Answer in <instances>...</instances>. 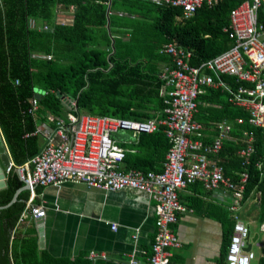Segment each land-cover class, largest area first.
Segmentation results:
<instances>
[{"label": "trees", "instance_id": "obj_1", "mask_svg": "<svg viewBox=\"0 0 264 264\" xmlns=\"http://www.w3.org/2000/svg\"><path fill=\"white\" fill-rule=\"evenodd\" d=\"M243 1L219 0L181 19L180 8L163 1L0 0V133L14 166L28 163L44 147L45 139L32 133L37 122H47L48 113L139 122L163 119L168 87L160 74L171 59L159 49L165 44L182 47L190 53L188 63L193 67L223 53L233 41L222 29L228 26L229 12ZM58 11L70 14L71 26L55 24ZM259 18L264 24V6ZM212 77L232 90L239 86L232 77ZM36 93L41 95L39 107L31 114L29 100ZM227 98L224 90L202 89L193 119L201 134L215 130L223 120L232 125L236 142L225 143L217 164L225 176L236 180L240 179L237 174L247 173L245 198L257 189L263 204L264 180L255 165L264 153V129L250 126L249 114L229 105ZM68 99L75 108L69 107ZM163 130L159 127L129 145L120 144L125 150L123 168L161 172L169 147ZM245 135L255 139L247 168L237 156L245 148ZM23 186L13 168L0 189V207L8 205ZM40 190L36 188V194ZM29 197V191H20L15 202L0 209V264H67L38 249L32 220L27 228H19ZM233 228L226 230V244Z\"/></svg>", "mask_w": 264, "mask_h": 264}, {"label": "built area", "instance_id": "obj_2", "mask_svg": "<svg viewBox=\"0 0 264 264\" xmlns=\"http://www.w3.org/2000/svg\"><path fill=\"white\" fill-rule=\"evenodd\" d=\"M146 1H163L179 7L181 19H188L201 6L210 7L219 0ZM262 6L264 0H244L232 8L228 14V26L222 32L233 41V46L196 67L189 65L190 53L180 46L165 44L159 49L161 55L171 59L170 65L164 67L160 74V79L168 87L163 119L139 122L81 113L65 116L48 113L47 124L36 127L32 133L45 139L40 153L18 167L10 160L5 168L6 174L16 168L19 179L30 193L29 203L36 197V188L66 183L83 185L104 193L131 189L148 195L155 203L151 255L144 263L131 256L127 264H170V250L181 247L172 230L179 214L185 211L178 200V192L196 182L210 192L223 188L232 193L233 201L228 210L234 213L236 220L224 264H251L254 254L244 251L250 240V230L239 215L249 176L241 173L240 179L235 181L224 175L222 166L209 161L208 156H217L221 152L229 127L217 125V137L210 145H205L200 140L201 127L193 116L202 89L219 88L228 93L229 103L250 112L252 127L264 129V24L260 23L259 18ZM57 22L62 27L72 24L67 20ZM43 31L49 32V29L44 27ZM211 74L217 79L220 76L232 77L244 85L232 90L221 80L214 81ZM68 105L75 108V102L69 99ZM38 107V100L32 98L27 111L34 114ZM159 127L164 128L163 134L169 145L162 171L144 173L134 169L125 170V150L112 136L125 132L130 134L129 141L134 142L141 135L156 133ZM253 144L254 138L249 137L248 147L238 154L244 168L251 164ZM255 167L264 180V153ZM28 215L35 220L43 218L45 211L42 206H29L19 223ZM261 226L264 230V223ZM110 229L116 230V226L111 225ZM96 259L103 260L104 257L89 254L88 260Z\"/></svg>", "mask_w": 264, "mask_h": 264}, {"label": "crops", "instance_id": "obj_3", "mask_svg": "<svg viewBox=\"0 0 264 264\" xmlns=\"http://www.w3.org/2000/svg\"><path fill=\"white\" fill-rule=\"evenodd\" d=\"M57 13L56 25L58 20L72 21L69 13L63 11ZM239 85L244 84L239 83ZM228 98L227 103L246 111L250 120V112L229 103ZM66 103L68 104V101ZM45 124L47 122H37V127L42 125L44 127ZM219 124L229 127L227 139L222 144L223 150L225 143L236 141L233 137L232 125L225 120L218 122L217 125ZM213 131L207 129L201 134V142L203 139L208 140L207 143L202 142L203 144L210 145L214 141L217 132L216 129ZM112 138L119 144L132 143L129 141L130 134L125 132L114 134ZM248 139L249 137L245 135L244 149L248 147ZM220 153L207 158L217 163L220 161ZM178 200L185 211L179 214L177 223L172 225V230L181 247L178 250H170V264H224V256L231 242V237L227 244L225 242L226 230H231L236 222L234 213L228 210V206L233 201L232 193L223 188L210 192L205 190L201 183L196 182L179 191ZM241 203L240 218L244 217L249 227L253 223L251 216H255L259 219V231L264 232L261 226L264 223L261 191L253 190L248 198H245L244 193ZM34 205L42 206L45 211L42 218L44 248L40 251H45L56 260L65 261L67 264H127L131 256L144 263L151 255L155 231V203L142 192L125 189L104 193L83 185L66 183L41 188L36 194V204H33V200L28 202L26 211L29 206ZM31 220L36 228L35 221L29 215L19 223V228L21 230L27 228ZM111 225L116 226V230L112 231ZM253 240L255 241L252 242ZM258 240L259 235L257 233L252 235L250 231L248 242L251 246L250 251L252 252V247L255 245L261 252L258 264H264V246L258 245ZM90 253L102 255L104 259L90 261L88 260Z\"/></svg>", "mask_w": 264, "mask_h": 264}, {"label": "water", "instance_id": "obj_4", "mask_svg": "<svg viewBox=\"0 0 264 264\" xmlns=\"http://www.w3.org/2000/svg\"><path fill=\"white\" fill-rule=\"evenodd\" d=\"M34 98L39 100L41 98V95L39 93H36L34 95ZM10 160H12L10 153L5 144L2 133H0V189L5 188L6 186L7 174L5 172V168L8 167ZM24 190L28 191V188L25 185L14 195L13 199L8 205L0 207V209H4L8 207L9 205H11L13 202H15L18 193ZM34 221H35V225H36L37 232H38V249L43 250L44 248V229L42 226V218L35 219ZM255 240H253L252 242H254ZM250 250H251V246L247 245V248L244 251L249 252Z\"/></svg>", "mask_w": 264, "mask_h": 264}, {"label": "rangeland", "instance_id": "obj_5", "mask_svg": "<svg viewBox=\"0 0 264 264\" xmlns=\"http://www.w3.org/2000/svg\"><path fill=\"white\" fill-rule=\"evenodd\" d=\"M247 210H248V208H247ZM251 218L253 220V223L249 225L251 234L254 235V234L257 233L259 235V240L257 241V244L261 245V246H264V232L259 231V224H260L259 223V219L255 218V216H251ZM242 221L245 224H247L246 220L244 219V217H242ZM252 252H253V254L255 256V259L251 262V264H258L261 252H260V250L257 247H255V245L252 247Z\"/></svg>", "mask_w": 264, "mask_h": 264}]
</instances>
